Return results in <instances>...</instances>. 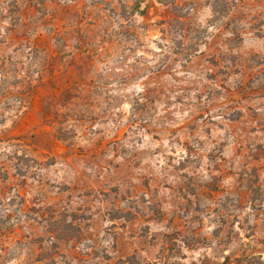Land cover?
Returning <instances> with one entry per match:
<instances>
[{
    "label": "rangeland",
    "instance_id": "374dc122",
    "mask_svg": "<svg viewBox=\"0 0 264 264\" xmlns=\"http://www.w3.org/2000/svg\"><path fill=\"white\" fill-rule=\"evenodd\" d=\"M0 264H264V0H0Z\"/></svg>",
    "mask_w": 264,
    "mask_h": 264
}]
</instances>
